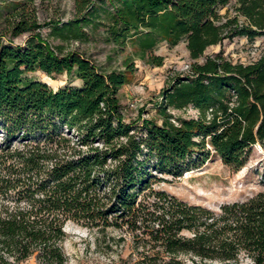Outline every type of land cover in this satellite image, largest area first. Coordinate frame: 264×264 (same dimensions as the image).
<instances>
[{
	"label": "trees",
	"instance_id": "1",
	"mask_svg": "<svg viewBox=\"0 0 264 264\" xmlns=\"http://www.w3.org/2000/svg\"><path fill=\"white\" fill-rule=\"evenodd\" d=\"M230 2L75 0L65 21H40L34 0L13 7L8 39L0 42V264L32 256L38 264H66L68 221L115 252L110 264H264V161L263 188L217 209L153 187L211 154L239 170L255 144L264 147V52L246 64L220 53L194 61L190 73L174 75L160 91L157 118L127 119L118 91L133 62L102 70L84 51L49 39H85L87 28L102 27L108 42H131L142 52L184 39L197 59L225 37L264 35V0H235L244 24L221 21L219 10ZM33 71L81 84L54 89ZM187 105L199 116L174 118L168 110Z\"/></svg>",
	"mask_w": 264,
	"mask_h": 264
},
{
	"label": "rangeland",
	"instance_id": "2",
	"mask_svg": "<svg viewBox=\"0 0 264 264\" xmlns=\"http://www.w3.org/2000/svg\"><path fill=\"white\" fill-rule=\"evenodd\" d=\"M22 1L0 0V35L3 34L0 42H6L8 39L5 33L7 29L5 18L13 7ZM74 2L75 0H34L32 7L34 6L40 21L49 18L65 21L74 14ZM219 13L222 15V22L235 18L238 24L248 23L244 16L237 13L235 0H231L227 6L221 8ZM47 31L44 28L43 35L46 36ZM86 32L85 39H73L67 42L59 38L49 39L53 44L84 51L102 70L122 69L125 60L133 62L136 69L130 81L118 91L127 119L136 118L138 115L157 118L153 103L159 100L160 91L167 86L174 75L183 76L190 73V65L194 61L203 62L206 56L220 53L233 63L246 64L255 61L264 52V35L253 40L239 35L225 37L220 42L207 46L199 58L193 59L184 39L175 45L161 40L152 50L142 52L131 42L124 47L108 42L102 27L93 30L87 28ZM24 36L25 34H22L13 40L18 42ZM151 56L161 57V64L148 62ZM29 75L46 82L54 89L66 83L81 84L80 79L66 74L55 75L52 78L41 71H33ZM168 110L174 118L199 116V110L192 105L181 109L169 107ZM263 161L264 147L260 144L253 146L246 165L236 171L224 164L218 155L211 154L203 163L183 172L179 177L162 175L163 180L154 182L153 187L164 189L188 203L217 209L224 202L243 200L263 188L259 175ZM65 231L67 237L62 246L67 257L66 264H110L116 258L115 252L109 253L106 244L100 239L96 240V234L89 232L87 228L70 222ZM109 234L116 239L119 232L109 230ZM128 252L129 249L125 244L121 253L126 256ZM23 264L38 263L32 256Z\"/></svg>",
	"mask_w": 264,
	"mask_h": 264
},
{
	"label": "water",
	"instance_id": "3",
	"mask_svg": "<svg viewBox=\"0 0 264 264\" xmlns=\"http://www.w3.org/2000/svg\"><path fill=\"white\" fill-rule=\"evenodd\" d=\"M69 223H70V221H68V222L65 224V227H64L65 230L67 229Z\"/></svg>",
	"mask_w": 264,
	"mask_h": 264
}]
</instances>
